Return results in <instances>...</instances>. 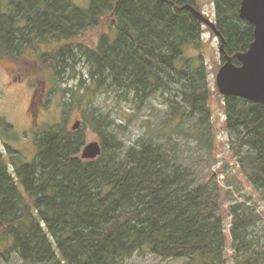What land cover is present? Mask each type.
Masks as SVG:
<instances>
[{"label": "trees", "instance_id": "obj_1", "mask_svg": "<svg viewBox=\"0 0 264 264\" xmlns=\"http://www.w3.org/2000/svg\"><path fill=\"white\" fill-rule=\"evenodd\" d=\"M241 2L214 0L217 29L237 66L236 55L255 40V27L240 18ZM187 5L198 9L197 0H90L88 9L72 0H0V61L25 65L35 55L54 85L80 76L66 113L86 105L82 123L102 145L100 157L82 159L86 133L70 129L67 115L38 134L32 163L8 162L0 147V261L16 253L26 264H125L146 252L188 264H264L257 201L246 197L224 215L230 193L215 178L201 179L182 155L188 142L209 158L216 147L209 71L202 55L187 56L188 48H203L204 24ZM107 16L114 37L103 35L96 48L72 43ZM54 42L64 45L39 51ZM91 86L121 93L138 110L160 96L169 124L127 147L93 107ZM224 100L229 144L264 202V105ZM0 126L13 130L3 118Z\"/></svg>", "mask_w": 264, "mask_h": 264}, {"label": "rangeland", "instance_id": "obj_2", "mask_svg": "<svg viewBox=\"0 0 264 264\" xmlns=\"http://www.w3.org/2000/svg\"><path fill=\"white\" fill-rule=\"evenodd\" d=\"M73 3L81 8L88 9L90 0H72ZM198 9L210 20L216 22V6L214 0H197ZM1 7V11L5 7ZM112 17L107 16L103 22L95 29L87 31L84 35L72 42L75 45H85L90 48H96L101 38L105 34L113 37L116 35L111 27ZM63 43L43 44L39 51L53 50L60 48ZM221 40L215 33L204 25L203 48L198 50L194 47L188 48L187 56L197 58L203 56L209 71V86L211 89L210 107L212 109V123L215 134L216 147L213 157L204 156L203 150L196 143L188 142L185 153L182 154L187 164H194L203 180L215 178L224 191L230 193V202L223 205V214L227 216L230 205L236 202L244 201L246 197H252L257 201L256 208L258 212L264 215V202L258 200V194L246 181L244 174L239 169V164L231 148L230 141L232 137L226 128V112L224 96L220 94L216 76L223 64V55L220 53ZM35 55L29 57L23 65L16 64L13 60L5 59L0 61V118L5 119L13 126L12 131H5L0 126V147L4 153L5 159L10 162H16L17 157L21 158L22 163H32L39 150L36 144L38 134L49 130L54 125L63 123L67 116L65 124L72 129L77 120H80V126L76 130L84 129L86 133V144L91 142L101 143V138L91 128L84 127L82 116L87 106L74 108L66 113L67 103L72 100V89L80 84V76L66 78L63 83H52L50 74L40 66L36 61ZM83 71L84 80L90 84L87 68L83 65L78 67ZM72 76L71 72L67 74ZM66 89H70L65 91ZM72 90V91H71ZM92 101L93 107L99 112L109 117L112 126L111 131L115 133L118 139L127 147L136 145L151 132L166 127L169 116V109L165 100L158 96L142 110L125 98L119 92L103 91L95 92L91 86L88 95ZM190 123L184 125L188 126ZM161 141V140H160ZM181 141V140H179ZM11 149L18 153L13 156L8 153ZM10 156V158H9ZM18 163V162H16ZM12 168V166H11ZM227 232L231 228V218L227 220ZM188 259L166 260L150 253H142L125 261V264H188ZM0 264H26L16 254L13 253L9 262L0 261ZM48 264V263H46Z\"/></svg>", "mask_w": 264, "mask_h": 264}, {"label": "water", "instance_id": "obj_3", "mask_svg": "<svg viewBox=\"0 0 264 264\" xmlns=\"http://www.w3.org/2000/svg\"><path fill=\"white\" fill-rule=\"evenodd\" d=\"M201 22L209 27L221 40L220 53L226 61L220 67L216 84L221 95L237 96L264 105V0H242L240 18L255 27V40L249 50L238 53L236 58L241 62L237 66L233 57L225 50V40L217 29L216 23L207 18L201 11L191 5L186 6ZM81 121L77 120L73 130L76 131ZM102 155V145L99 142L88 143L81 158L95 160Z\"/></svg>", "mask_w": 264, "mask_h": 264}]
</instances>
